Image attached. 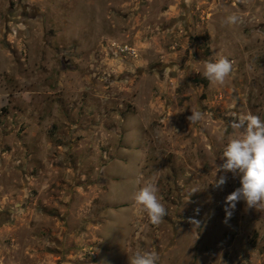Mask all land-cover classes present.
I'll list each match as a JSON object with an SVG mask.
<instances>
[{
    "label": "rangeland",
    "instance_id": "rangeland-1",
    "mask_svg": "<svg viewBox=\"0 0 264 264\" xmlns=\"http://www.w3.org/2000/svg\"><path fill=\"white\" fill-rule=\"evenodd\" d=\"M218 55L233 72L211 87ZM249 112L264 0H0V264H264V211L226 217L239 177L215 167ZM147 183L159 226L132 199Z\"/></svg>",
    "mask_w": 264,
    "mask_h": 264
},
{
    "label": "clouds",
    "instance_id": "clouds-1",
    "mask_svg": "<svg viewBox=\"0 0 264 264\" xmlns=\"http://www.w3.org/2000/svg\"><path fill=\"white\" fill-rule=\"evenodd\" d=\"M224 8L227 11V6ZM223 23L237 26L243 23V18L231 12L225 17ZM232 72L233 63L226 56L218 55L203 62L202 75L211 87L226 85ZM203 117L204 112L197 108L191 110V115L187 117V120L190 124H194L201 121ZM231 128L234 134L228 137L223 149L220 157L223 163L215 164L216 173L231 172L234 178L239 177L240 186L225 199L226 217L229 218L240 201L245 203L246 210L264 211V120L251 112L236 115ZM226 182L227 176L220 175L218 179H215L214 186L219 188ZM157 193L156 185L147 183L132 197L135 204L147 213L150 223L155 226H159L167 215V210L160 202ZM158 261V253L145 251L137 252L130 259V264H158Z\"/></svg>",
    "mask_w": 264,
    "mask_h": 264
},
{
    "label": "built area",
    "instance_id": "built-area-1",
    "mask_svg": "<svg viewBox=\"0 0 264 264\" xmlns=\"http://www.w3.org/2000/svg\"><path fill=\"white\" fill-rule=\"evenodd\" d=\"M119 51L125 52V51H127V47H125L124 49H119Z\"/></svg>",
    "mask_w": 264,
    "mask_h": 264
}]
</instances>
